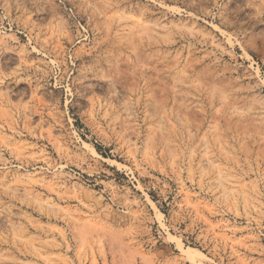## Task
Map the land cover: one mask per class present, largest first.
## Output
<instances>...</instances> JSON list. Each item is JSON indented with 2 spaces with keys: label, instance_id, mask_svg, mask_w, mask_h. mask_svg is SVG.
Here are the masks:
<instances>
[{
  "label": "rangeland",
  "instance_id": "1",
  "mask_svg": "<svg viewBox=\"0 0 264 264\" xmlns=\"http://www.w3.org/2000/svg\"><path fill=\"white\" fill-rule=\"evenodd\" d=\"M0 264H264V0H0Z\"/></svg>",
  "mask_w": 264,
  "mask_h": 264
},
{
  "label": "bare ground",
  "instance_id": "2",
  "mask_svg": "<svg viewBox=\"0 0 264 264\" xmlns=\"http://www.w3.org/2000/svg\"><path fill=\"white\" fill-rule=\"evenodd\" d=\"M182 244V243H181ZM189 250V249H188ZM190 250H193V251H195L196 253H199L200 255H201V252L199 251V250H197V249H194V248H190Z\"/></svg>",
  "mask_w": 264,
  "mask_h": 264
}]
</instances>
